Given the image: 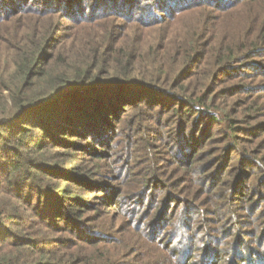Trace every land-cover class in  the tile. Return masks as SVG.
<instances>
[{
    "label": "trees",
    "instance_id": "trees-1",
    "mask_svg": "<svg viewBox=\"0 0 264 264\" xmlns=\"http://www.w3.org/2000/svg\"><path fill=\"white\" fill-rule=\"evenodd\" d=\"M247 1L0 0V23L7 24L9 34V26H13V42L3 40L0 47V264H131L125 259L127 253L112 245L114 240L108 236L83 234L97 230L82 220L90 201L78 192L79 186L85 184L86 194H93L91 199L96 202L110 190L106 181H96L82 163L60 167L56 163L44 165L40 158L45 152L54 158L60 153L57 148L70 147L74 151L64 154H71L73 163L83 156L77 150L98 156L96 149L78 141L100 147L114 121L143 108L152 117L142 118L162 122L165 114L173 113L178 116L176 123L185 128L196 129L194 120L202 114L224 123V116L211 106V95L218 90L212 88L213 81L207 87H193L192 77L198 74L194 65L201 62L210 66L213 76L234 65L236 57L229 55L230 50L222 56L218 41L210 39V31L218 26L207 19L234 3L247 6ZM73 36L75 42H65ZM260 46L244 45L242 50L258 55ZM197 134L201 136L197 131L173 135V142H186L187 156L191 155L189 161L180 163V169L196 167L199 162L194 155L203 142L197 140ZM229 135L226 141L235 139L234 134ZM231 146L240 152L238 146ZM204 167L207 169L198 174L213 175L211 187L223 191L220 200L243 206L241 198L235 199L240 194L236 191L240 173L232 182L230 169L224 170L217 159ZM197 183L199 190L204 188ZM115 193L116 198L123 194ZM166 193L163 204L150 214L155 216L151 225L156 228L164 219L166 204L176 203L173 193ZM188 197L179 205L182 209L177 218L184 225L189 212L195 213L197 208L196 201ZM165 220L173 225L176 216ZM155 227L152 235L157 236ZM58 231L70 237L49 238ZM200 231L188 224L187 241L177 246L186 251L188 242L195 246L191 255L183 249L180 254L173 251L179 264H192L197 256L200 261L195 264H232L234 260V264H264V242L255 250L252 241L237 235L228 250L220 249L210 243L229 240V229H216L211 236L199 235ZM178 232L174 226L170 243L177 240ZM200 243L205 245L202 252ZM228 253L231 257L225 259Z\"/></svg>",
    "mask_w": 264,
    "mask_h": 264
},
{
    "label": "rangeland",
    "instance_id": "rangeland-1",
    "mask_svg": "<svg viewBox=\"0 0 264 264\" xmlns=\"http://www.w3.org/2000/svg\"><path fill=\"white\" fill-rule=\"evenodd\" d=\"M235 1L238 0H233ZM244 3L247 6L234 3V6L223 12L215 11V18L207 19L218 26L210 31V39L218 41L217 49L222 56L226 55V50H230L229 55L236 57L232 62L234 65L220 70L215 76L213 73L210 74V66L201 62L194 65L198 74L192 77L193 87L196 85L200 88L201 84L207 87L208 82L213 81L212 88L218 90L211 95V106L212 109L219 111V115L224 116V123L217 119L210 120V116L202 114V118L194 120V125H197L198 129L185 128L176 123L178 116L173 113L165 114L162 122L155 118H142L146 115L152 117L151 112L143 108L135 110L120 122L114 121L112 124L114 126L106 133L103 140L105 142L100 147L93 143L78 141L80 145L87 144L96 149L100 154L98 156H93L92 151L86 154L85 150H77L83 156L73 163L70 160L71 154H64L66 150L73 152L71 147L57 148L60 153L54 158H50L53 154L49 152H45L44 157L40 154L35 155L41 157L40 161L44 165L56 163L60 167H71L76 163H82L84 171L88 169L87 172L94 173L92 176L96 181H106L110 190L106 198L98 197L96 202L91 199L93 194H86L88 187L85 184L79 186L78 192L90 201L89 210L82 220L87 223V227L94 226L97 230L94 232L91 229L89 233L86 231L83 234L96 237L100 233L108 236L114 240L112 245L122 248V251L127 253L125 259L130 260L131 264H179L174 253L180 254V250L183 249V253L188 252L191 255L192 246H195L193 241L188 242L187 251L177 246L186 243L187 239L184 237L188 233V224H194L196 231L201 229L199 235L206 233L211 236L216 234V229L218 232L229 229L231 233L229 240L221 239L210 243L220 249L228 250L237 235L241 239L252 241L251 245L257 247L255 250H259L260 243L264 242V0H249ZM42 22L44 23L45 19H42ZM6 28L7 24L0 23V47L3 40L4 43L13 42V26H9L11 34ZM76 39V36H73L65 42L71 44ZM254 43L261 44L258 55L246 49L242 50L244 45ZM209 98L210 96L208 97L210 105ZM216 111L214 112L217 113ZM200 125L204 128L202 133L199 131ZM229 125L234 129L231 130ZM196 131L201 134V136L197 134V140L203 142L202 147L194 155L198 157L199 162L196 164L198 168L191 166L180 169V163L189 161L191 155L189 153L187 156L189 149L187 151L186 142L182 144H179V140L173 142V135H184L189 132L194 134ZM229 133L234 134V140L226 141L230 137ZM231 145L238 146L240 152L237 154ZM146 152L150 153L152 159ZM213 159H217L218 165H224L226 167L224 170L230 169L229 179L232 182L240 173L236 187L240 194H237L235 199L241 198L243 206L231 205L232 201L224 204L220 200L223 191L211 187L215 182L212 181L213 175L198 174L199 171H205L207 168L204 166ZM239 159H244V162H239ZM177 160L180 161L179 164ZM195 170L197 174H194ZM239 170L241 172H238ZM194 181L201 182L204 188L199 190L197 187L200 185ZM163 187L173 193L176 203L166 204L164 219L156 228L151 225L155 216L151 217L150 214L163 204V198L167 196ZM115 191L123 193L120 198H116ZM187 196L188 200L196 201L197 208L195 213L194 210L189 212L190 217L184 225L177 218L182 209L179 205ZM238 208L242 210H236ZM235 213L240 214L237 216ZM168 216H176L173 225L165 220ZM209 217H213V221L207 220ZM216 219L220 222L216 223ZM174 226H178L179 232L177 240L170 243L172 239L170 233ZM154 227L157 236L152 235ZM163 231L164 234L158 236ZM51 236L70 237V234L58 231L50 233L49 238ZM204 247V244L198 245L200 252ZM88 250L92 248L88 247ZM228 255L229 253L225 255V259L231 257ZM199 261L200 256H197L192 259V264Z\"/></svg>",
    "mask_w": 264,
    "mask_h": 264
}]
</instances>
